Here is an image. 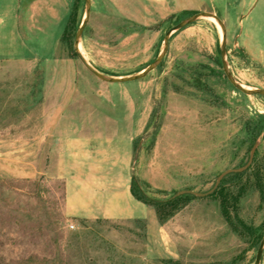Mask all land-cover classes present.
<instances>
[{
	"label": "rangeland",
	"instance_id": "374dc122",
	"mask_svg": "<svg viewBox=\"0 0 264 264\" xmlns=\"http://www.w3.org/2000/svg\"><path fill=\"white\" fill-rule=\"evenodd\" d=\"M76 1L80 29L85 0H61L29 62H0V264H255L261 242L240 223L264 238V129L252 132L264 97L228 81L220 25L174 32L145 78L111 84L61 40L52 60ZM199 13L224 24L234 80L264 90V0H91L81 55L136 76ZM57 104V131L40 140ZM134 180L146 201L193 198L162 224Z\"/></svg>",
	"mask_w": 264,
	"mask_h": 264
},
{
	"label": "crops",
	"instance_id": "0c3cea01",
	"mask_svg": "<svg viewBox=\"0 0 264 264\" xmlns=\"http://www.w3.org/2000/svg\"><path fill=\"white\" fill-rule=\"evenodd\" d=\"M58 4L61 0H0V62L28 63L26 52H30L27 47L29 41L47 37L51 27L61 20ZM61 37L54 40L52 60ZM53 106L55 110L59 108L58 104ZM59 115L60 110H57L53 117L40 119L45 136L40 140H47L48 132L49 136L56 133ZM78 183L83 184V181Z\"/></svg>",
	"mask_w": 264,
	"mask_h": 264
},
{
	"label": "water",
	"instance_id": "95a60500",
	"mask_svg": "<svg viewBox=\"0 0 264 264\" xmlns=\"http://www.w3.org/2000/svg\"><path fill=\"white\" fill-rule=\"evenodd\" d=\"M85 4H86V15H85L84 21H83V23H82V25H81V27H80L77 35H76L75 42H74V48H75V51L77 53V56L79 57V59L83 63V65L86 67V69L88 71H90L93 75H95L97 78H99L100 80H102L104 82L111 83V84H122V83L139 81V80L145 78L152 70H154L156 67H158L161 64V62L163 61V59L165 58V56L167 54V51H168V47H169V39H170L171 35L174 32H177V31L185 28L186 26H188L190 24H193L194 22H196L199 19L213 18L220 25L221 30H222L221 57H222L223 70H224V73L226 74V77H227L228 81L231 83V85L235 89H237L238 91H240L241 93H243L245 95L264 97V90H249V89H245L242 85H240L232 77V75L229 72V70L227 68V65H226V45H225L226 44V28H225L224 24L222 23V21L218 17H216L215 15L210 14V13L195 14V15L189 17L183 23H180L179 25H177L176 27L171 29L167 33V35L165 36L164 48H163V51L161 52V54L159 55L158 59L153 64L148 66L146 69L141 71V73H139L138 75L131 76V77L111 78V77H107V76L97 72L93 67H91L88 63H86V61L82 57V55L80 53V50H79V41H80V39L82 37V34L84 32V29H85V27H86V25L88 23V20L90 18V14H91V0H85ZM182 194H185V193H179V195H182ZM263 251H264V238L261 241V244L259 246L255 264H260L261 263V258H262V255H263Z\"/></svg>",
	"mask_w": 264,
	"mask_h": 264
},
{
	"label": "trees",
	"instance_id": "16d2710c",
	"mask_svg": "<svg viewBox=\"0 0 264 264\" xmlns=\"http://www.w3.org/2000/svg\"><path fill=\"white\" fill-rule=\"evenodd\" d=\"M78 11H79V1H76L74 3V6H73V9H72L71 14L69 16L67 25H66L65 30H64L62 37H61V41L65 44L69 45L70 47L74 46L75 38H76V35L78 33V29H79V23L77 20L78 19ZM263 129H264V116L261 115L258 117V121L255 124L252 132L256 133L259 130L262 131ZM236 176H239V174H236ZM137 190H138V185H137V182L134 180L133 186L131 188L132 195L138 201H140L146 205L155 207L158 219H159L160 223H162V224L165 223L166 215L172 216L182 206V204H185L186 202H188L189 200H191L193 198V195H190V194H184L183 195L182 194L181 196L179 195L173 199H170L166 203H159V202L153 203V202L144 200V198L138 194ZM166 207H169V209H167ZM230 224L233 225L232 222H230ZM240 224H241L242 229L246 232V234L249 235L254 240V242L258 245L261 242L263 236L256 229H254L252 227H247L243 223H240Z\"/></svg>",
	"mask_w": 264,
	"mask_h": 264
},
{
	"label": "bare ground",
	"instance_id": "6f19581e",
	"mask_svg": "<svg viewBox=\"0 0 264 264\" xmlns=\"http://www.w3.org/2000/svg\"><path fill=\"white\" fill-rule=\"evenodd\" d=\"M209 20H211V21H215L216 22V20L215 19H213V18H208ZM217 23V22H216ZM219 25V24H218ZM221 33H222V30H221ZM79 50H80V53L81 54H83V50L81 49V47L79 46Z\"/></svg>",
	"mask_w": 264,
	"mask_h": 264
},
{
	"label": "built area",
	"instance_id": "2783aa9c",
	"mask_svg": "<svg viewBox=\"0 0 264 264\" xmlns=\"http://www.w3.org/2000/svg\"><path fill=\"white\" fill-rule=\"evenodd\" d=\"M71 228H73V226Z\"/></svg>",
	"mask_w": 264,
	"mask_h": 264
}]
</instances>
